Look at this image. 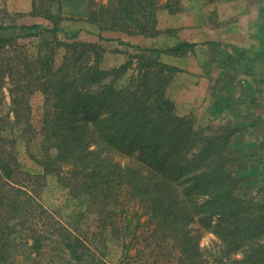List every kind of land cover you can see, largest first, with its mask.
<instances>
[{"label":"trees","instance_id":"16d2710c","mask_svg":"<svg viewBox=\"0 0 264 264\" xmlns=\"http://www.w3.org/2000/svg\"><path fill=\"white\" fill-rule=\"evenodd\" d=\"M62 1L31 0V14L51 25L0 23V48L9 45L18 60L2 71L17 82L8 88L15 121H21L25 117L21 111L30 106L23 94L31 84L37 82L35 88L43 94L39 159L43 171L28 175L38 183L47 174L56 175L70 196L85 198L86 210L96 213V228L83 237L52 219L33 190L13 180L18 160L12 143L7 147L0 133V264H11L21 230L28 232L29 247L39 250L44 238L40 228L45 227L49 237L57 236L70 256L83 264H112L94 248L99 242L104 245L108 236L124 243L120 264H134L139 259L129 251L142 235V227L156 262L165 256L175 264H210L209 250L200 245L201 234L193 233L194 223L218 238L219 260L263 264L264 194L238 193L247 183L245 177L259 170L257 166L245 169L249 145L242 141L244 123L196 125L193 118L178 113L166 92L180 69L155 53L184 55L197 43L181 40L165 49L135 46L126 61L105 68L100 65L105 51L101 44L75 40L77 32L69 34L71 40L60 39ZM180 7V0H165L161 5L157 0H109L89 8L86 21L100 31L149 36L159 31L158 8L174 12ZM26 38L38 39L33 60L22 52L19 39ZM205 44L229 47L215 41ZM60 47L63 57L56 65ZM240 52L222 55L225 70L234 61L250 62L251 57L241 59ZM249 66L239 70L249 75ZM16 73L27 77V82L16 80ZM244 82L245 103L251 107L254 83ZM121 155L131 161L121 164L117 159ZM237 251L241 257L231 258Z\"/></svg>","mask_w":264,"mask_h":264},{"label":"rangeland","instance_id":"374dc122","mask_svg":"<svg viewBox=\"0 0 264 264\" xmlns=\"http://www.w3.org/2000/svg\"><path fill=\"white\" fill-rule=\"evenodd\" d=\"M157 1L159 5L165 2V0ZM214 2L207 3L205 0H198L197 2L196 0H180V9L174 12L165 8H158L155 12V17L156 26L159 31L154 35L146 36L143 34H128L124 31H100L96 24L86 21V14L89 8H96L100 4H108L109 0H63L60 13L62 18H64L60 22L63 29L58 32V35L62 40H71L69 39V34L77 32V38H75V40L97 42L101 44L104 46L105 51L103 53L104 58L100 65L105 68H110L126 61L129 52L135 51V46L149 47L148 45L143 46L139 43H133L132 38H135V35L147 38H159L162 36L166 38H170L171 36L178 37V34L180 35L185 28L170 27L168 24L178 22L189 23L195 14H198L199 11L204 10ZM250 2L251 4L255 2V5L259 8V31H262V33L260 32L261 36L259 35V38L261 40L264 39V0H250ZM255 5L254 8L257 7ZM31 7V0H0V23H10L15 21L18 23L37 22L51 25V23L45 18L33 16L31 14ZM216 13L217 10L210 12V18L215 17ZM188 33L191 34V30H189ZM19 42L23 45L22 52H25L27 57L30 60H33L37 54L36 47L38 39H19ZM163 42L166 45L160 46L162 43L158 40L157 44L159 46L150 47L159 49L170 47L167 45L168 41ZM8 46L9 45L0 48V133L6 137L5 144L7 147H11L12 143L14 154L18 160L16 178L13 180L26 185L31 191L33 190L32 192L36 195L37 199L52 213V219H56L58 222L73 229L79 236L86 235L88 232L93 231L96 228V213L91 210H86L85 198L70 196L68 189L57 181V176L54 174H47L38 183L34 180L33 176H29L27 173L29 172L30 175H34L43 171L41 164H39V159H42V152L40 149L42 134L40 128L43 109V94L40 89L35 88L37 82L31 84L23 94V96H25L24 98L28 99L30 106L21 111V114L25 117L21 121H15L8 88L10 86L14 87V83L16 84L17 82L13 81L12 83L9 80L10 75L2 70H5V66L9 62L18 63V60L14 58L16 52H13L12 48ZM228 48L229 47L227 46H219V48L208 47L206 50L208 59H210V61H216L217 66L215 68L214 76L218 79L215 86L212 85V87L210 86L208 88L207 84L206 90L204 91L211 95L206 100L209 102L203 106L202 102L206 99V96H204L203 99L200 96H197L192 104H189L188 102L184 104L189 108L187 109V112H182L184 111V108H181L179 105L176 107L179 114L188 115L194 119L196 125L200 126H217L228 123L235 124L238 121L244 123V128L241 132L242 141L244 144L249 145L246 150L247 155L244 157L245 169H251L252 167L257 166L259 170L255 174H250L245 177L247 183L244 186L239 187L238 193L246 195V193L249 192L251 194L257 193L263 195L264 81H255V78L253 77L256 75L257 78H264V62L260 63L256 68L254 62L251 61L246 63L242 62L244 61L242 60V65L235 63L234 61L232 66H230V69L225 70L220 62L221 60H224L223 56L228 52ZM63 50L64 49L60 47L57 51L55 56L56 65H59L62 60ZM195 51L196 46L192 51H188L186 54L180 56L186 55L191 58L196 55L194 53ZM165 53L167 52H157L155 55L161 60V54ZM261 57H264L263 53ZM191 62L194 63L195 59L193 58ZM36 65L37 64L33 66L34 71H37ZM2 66L4 69H2ZM246 66L251 68L249 75H246L242 70H239L240 67ZM208 71L210 72L211 70L208 68ZM181 72L182 70L180 69L174 74L166 89L167 95L175 102V104L182 96L183 91L188 90L193 87V85L195 87V83H192L194 79H187L185 81V79L179 74ZM126 76L127 75L122 77L121 82H123ZM14 78L20 80L19 82H22V84L27 82V77H20L18 73L14 75ZM246 79L254 83L253 90L250 94L254 96L255 100L251 107H248L245 103L246 97L243 95V90L245 88L244 80ZM175 81L176 84L174 83ZM203 88L204 86L201 88V93ZM31 89L34 91H30ZM210 103L214 105V111H212ZM218 106L219 109L217 112L216 107ZM27 115L28 117H26ZM27 120L29 124L26 123ZM238 134H240V132ZM117 159L121 164L129 162L130 160L128 157L122 155L118 156ZM132 159L136 160V157H133ZM135 206H138V204H135ZM51 221L52 220L49 222ZM47 228L48 227H45V229L40 228V232L44 238L39 250H32L29 247L28 242L30 243V240L27 238L28 232L26 230H21L17 245L13 247L14 256L10 257L9 262H11V264H83V262L75 261L70 256L69 252L65 249L57 236L49 237V230ZM145 229V227H142V235L135 241L133 248L129 251V254H134L135 257L139 259L134 260V264H175L173 259L165 256L161 257L157 262L155 261L154 257L150 254V247H147L146 240L144 239L146 236ZM106 233L108 236L109 232ZM193 233L201 234L200 245L209 250L206 256L210 264H231L229 262L230 259L219 260L217 258L216 249L218 248L217 243L219 240L212 232L200 229L199 224L194 223ZM128 239L129 238H126V242H128ZM123 244L122 241L108 236L104 245L99 242L97 245L98 247H95L96 245L94 246L93 244L92 246L96 249L97 254L109 263L120 264L125 250ZM241 253V251H237L235 254H232L231 258L241 257ZM130 264H133V262L131 261Z\"/></svg>","mask_w":264,"mask_h":264},{"label":"crops","instance_id":"0c3cea01","mask_svg":"<svg viewBox=\"0 0 264 264\" xmlns=\"http://www.w3.org/2000/svg\"><path fill=\"white\" fill-rule=\"evenodd\" d=\"M255 4V2L251 4L250 0L217 1L210 4L204 10L199 11L198 14H195L189 23L178 22L168 24L170 27L185 28L180 35L178 34V37L171 36L170 38H166L162 36L159 38H147L135 35V38H132L133 43H139L143 46L148 45L149 47L159 46L157 44L158 40L162 43L160 46L166 45L163 41H168V46H172L181 40L197 43L196 51L194 52L196 55L191 58L186 55L180 56L169 53L161 54L160 56L163 62L180 68L182 72L179 74L185 81L187 79H194L192 83H195V87L193 85L194 88L191 87L183 91L182 96L176 101L177 107L179 105L181 108H184L182 112H187V109H189L184 104L187 102L192 104L197 96H200L202 99L206 96V99L202 102L203 106H205L209 102L206 100L211 96L204 92L207 84L209 88L212 85L215 86L218 81L214 76L217 64L216 61L208 59L206 51L208 45L205 44L206 41H215L229 45L227 51L231 55L241 50V59H245L244 57L246 56L251 57L250 61L254 62L256 68L260 63L264 62V57H261L262 53L264 54V39L260 40L259 38L262 31H259L260 14L259 8ZM254 5L257 7L254 8ZM214 10H217L216 16L210 18V12ZM189 30H191V34L188 33ZM193 58L195 59L194 63L191 62ZM208 68L211 70L210 72ZM174 83L176 84V81ZM202 85L204 88L201 93ZM210 105L212 111H214V105L212 103ZM216 109L218 112L219 106Z\"/></svg>","mask_w":264,"mask_h":264}]
</instances>
